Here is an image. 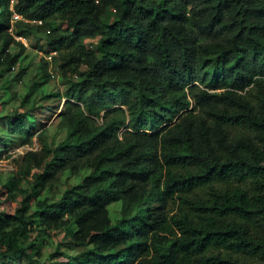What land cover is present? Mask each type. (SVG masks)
I'll return each mask as SVG.
<instances>
[{
  "label": "trees",
  "instance_id": "trees-1",
  "mask_svg": "<svg viewBox=\"0 0 264 264\" xmlns=\"http://www.w3.org/2000/svg\"><path fill=\"white\" fill-rule=\"evenodd\" d=\"M11 29L45 32L46 51H61L67 129L28 153V188L5 186L22 196L0 212V260L264 264V0H0L8 68ZM0 119L19 130L27 114ZM64 169L89 173L58 200L37 199ZM50 229L83 249L42 261L30 239Z\"/></svg>",
  "mask_w": 264,
  "mask_h": 264
},
{
  "label": "rangeland",
  "instance_id": "rangeland-1",
  "mask_svg": "<svg viewBox=\"0 0 264 264\" xmlns=\"http://www.w3.org/2000/svg\"><path fill=\"white\" fill-rule=\"evenodd\" d=\"M12 22L16 23V21ZM31 22L36 23V21ZM14 30L10 31L16 42L8 51L17 54L18 61L8 68L3 63V58L0 59V117L20 111L27 114V119L24 127L19 130L11 129L0 119V191H2L0 212L19 206L22 196L14 190L15 196L9 197L5 186H10L15 179L22 188H28L32 173L38 170L34 158L29 157L28 153L41 154L45 146L56 145L65 137L67 129L64 120L66 97L63 95L66 85L59 65L61 51H46L45 32L33 30L23 37L24 39H19L17 38L19 35ZM85 42L96 47L95 38H86ZM1 47H3L2 40H0ZM44 74L48 76V84L26 97L32 83L38 81ZM49 92H59L61 96L47 97L46 94ZM88 173V169H82L77 173L70 169L59 170L37 199L58 200L67 188L80 182ZM37 199L32 202L31 211L35 210ZM169 206L175 207V204ZM110 213L114 220L118 219L121 215V203H112ZM32 240L41 248L42 261L49 260V254L57 248L67 254H75L83 249L70 237L63 238L59 230L50 229L45 233L36 231L30 241ZM0 264L37 263L35 259L31 261L26 256H18L16 259L0 260Z\"/></svg>",
  "mask_w": 264,
  "mask_h": 264
},
{
  "label": "built area",
  "instance_id": "built-area-1",
  "mask_svg": "<svg viewBox=\"0 0 264 264\" xmlns=\"http://www.w3.org/2000/svg\"><path fill=\"white\" fill-rule=\"evenodd\" d=\"M21 19H24L23 15H21L20 13L16 12L13 9L12 21H17V20H21ZM34 21L39 22V23H42V20H34ZM23 37L24 36H18L17 38L24 39Z\"/></svg>",
  "mask_w": 264,
  "mask_h": 264
}]
</instances>
